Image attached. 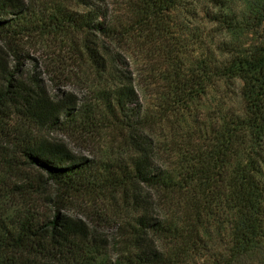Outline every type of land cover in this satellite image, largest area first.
<instances>
[{
	"label": "trees",
	"instance_id": "1",
	"mask_svg": "<svg viewBox=\"0 0 264 264\" xmlns=\"http://www.w3.org/2000/svg\"><path fill=\"white\" fill-rule=\"evenodd\" d=\"M232 1L206 0L209 44L193 57L178 18L195 0H0L1 184L32 172L61 205L133 202L115 264H264V7ZM50 38L89 96L47 90L25 49ZM129 54L159 87L145 107ZM45 133L117 136L130 155L101 167ZM28 206L0 219V264L95 262L85 226Z\"/></svg>",
	"mask_w": 264,
	"mask_h": 264
},
{
	"label": "rangeland",
	"instance_id": "2",
	"mask_svg": "<svg viewBox=\"0 0 264 264\" xmlns=\"http://www.w3.org/2000/svg\"><path fill=\"white\" fill-rule=\"evenodd\" d=\"M32 1L37 2L39 0ZM232 2L233 6L238 9L264 7V0H233ZM192 5L193 7L186 11H180L178 21L182 22V25L185 23L186 30L190 32L187 33L189 36L181 47L190 52L188 54L193 57H198L206 53L205 49L209 44L210 26L206 24L207 22L204 19V11L208 6L206 0H195ZM257 37V34H244L239 41L245 48L256 42ZM201 38L202 41L199 42ZM59 45L57 39L51 38L33 41L26 47L25 53L29 59L33 60L29 62L37 67L40 79L51 94L58 95L60 91H66L74 93L80 99L89 96V92L82 82L67 79L65 73H72L68 68H64L63 71L65 72L56 68L57 61L60 60L59 57L67 55L61 51ZM128 57L139 90L140 103L145 107V104L151 102L150 98H153L152 91L154 93L159 89L158 86H147V83H151L152 80L148 77L151 73L147 72V68L151 69L152 65H145L144 67L135 55L129 54ZM143 75H145V79ZM45 135L52 140L64 142L75 154L92 160L101 167L106 164H115L117 161H122L121 159H124L126 155H130V153H126L123 147V139H119L117 136L102 135L101 133L93 136L77 137L60 133L49 135L45 133ZM44 181L43 177L38 178L32 172L30 174L25 172L18 177H14L11 181L7 180L9 186H4L0 182V219L5 222L15 219L19 212L28 209L29 204L33 205L35 212L42 215L45 220L52 217L53 210H58L60 216L68 217L73 221H77L78 225L85 226L83 228L88 232V245L84 250L89 251L96 259L95 262L89 261V263L115 264L117 260L123 262V258H118L123 257L124 253L121 234L126 223L138 214V211L137 213L134 211V209H137L134 203L125 202L116 197L100 198L94 201L89 199L82 201L67 200L61 205V192ZM16 185L25 186V189H28L27 194L29 196H19L15 191ZM78 237L80 240H85L82 235ZM79 259L81 261L82 257ZM57 262H59L58 259H50L49 263L58 264Z\"/></svg>",
	"mask_w": 264,
	"mask_h": 264
}]
</instances>
